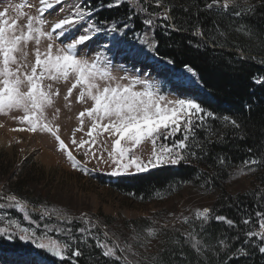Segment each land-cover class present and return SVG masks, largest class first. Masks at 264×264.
Listing matches in <instances>:
<instances>
[{
    "label": "snow or ice",
    "instance_id": "1",
    "mask_svg": "<svg viewBox=\"0 0 264 264\" xmlns=\"http://www.w3.org/2000/svg\"><path fill=\"white\" fill-rule=\"evenodd\" d=\"M67 2L68 0H32L38 15L27 16L26 25H20L18 18L5 19L8 15L7 8L0 11V113L21 112L22 115L18 119L22 125L26 126L27 131L46 133L54 138L59 151L66 156L72 169L85 175H91L96 169L86 168L73 155V149L79 150L85 143L83 138L76 139V133L84 130L86 116L91 119V126L86 133L91 143H95L93 133H108L113 138L112 150L108 153L112 166L109 174L113 177L130 174V170L133 169L136 173H141L148 171L149 168L163 165L176 166L181 162L187 163L191 159H200L197 149L206 155L205 145L211 136L209 120L217 119L212 111L202 107L201 103L193 98L176 96L169 99L167 95L162 94L161 85L157 80L147 78L150 76L151 69L144 72L145 79L137 76L131 79L129 85L117 83L115 86H113L108 71L100 70L98 62L102 58L111 64L117 56L135 60L148 55L143 46L137 47L136 44H129L122 39L130 30L127 24L120 26L108 21H101L98 24L91 20L94 12L99 11L100 8L119 7L127 0H110L109 3L101 4L97 9H93L90 4L85 7L79 0H74L72 11L51 23V18L47 14L57 5H60L59 10L63 11V5ZM229 2L230 0H224L225 10L228 9ZM219 3L220 0H212L207 8L211 9L213 4L219 6ZM155 5L161 7V0H155ZM24 6L21 4L20 8ZM20 8L17 9L18 13H20ZM169 11L170 8H166L160 18L165 21L170 20ZM142 12L146 14L143 23L151 28L154 24L153 17L156 14L149 13L147 8H142ZM235 15L240 16L241 13L236 12ZM46 23H50L49 31L44 30ZM161 26L180 31L174 24ZM77 28H80V32L73 35ZM101 34L106 35L108 39L102 41L96 50H87L88 43ZM194 35L203 36L204 33L197 30ZM42 38L48 41L47 49L43 54L39 48ZM133 39L139 41V35L134 33ZM29 41H34L36 45L35 63L31 65L26 62L25 45ZM156 46L158 47V42ZM148 48L152 51L154 59H164V67L160 70V74L164 77L165 86L170 89L169 95L172 92H185L187 85L197 82L194 79L197 73L190 64H184L183 69L179 70L175 67L176 62L173 59L160 58L152 45H148ZM89 56H95L97 62L90 64L86 59ZM121 67L127 72L126 65L121 64ZM133 67L137 73L141 71L135 65ZM70 74H74L75 81L67 88L65 101L73 96L74 89L79 88V94L75 97L76 101L81 104H89V101L91 103L84 111L79 112L77 117L80 122L79 127L72 130L73 138L71 144L68 145L61 138L59 125L47 119L46 111L53 105V97L59 93L53 92L51 84L45 85L44 81L45 79L68 81ZM99 81H104V83ZM253 83L264 86V78L254 77ZM137 85L142 86L143 91L134 90ZM246 107L250 109V106ZM55 111L58 115L59 109ZM221 119L225 124H231L234 129L240 128L234 118L225 115ZM201 129L208 130L210 133L204 141L198 137V131ZM14 130L24 131L25 128ZM146 140L152 143L153 151L151 157L145 162L135 155L133 149ZM159 141L163 142L157 148ZM167 141L171 143H165ZM84 155L87 157L88 152L85 151ZM92 155L96 158L95 153ZM218 160L223 165L225 158L218 157ZM103 162L108 163L109 161ZM244 163L251 166L262 162L254 158ZM6 200L8 204L0 203V210L6 207L18 209L23 213V219L29 221L32 227H23L18 221L9 219L7 226H0V238H6L9 241L19 239L21 242L31 243L37 250V258L31 261V264H56L51 258L58 259L60 264H65L66 261L77 264L76 258L83 255L79 244H86L89 238L96 239V247L102 250L104 257L114 258L119 264H130L127 256L124 255L126 248L130 246L120 247L115 243L109 246L106 242L108 238L106 231L103 233L106 240L101 242L93 231L97 227L96 223L86 215L82 214L80 219L88 226L75 230L79 236L75 235L70 227L74 218L63 216L64 223L69 226L63 230L66 240L60 241L48 235L52 231L60 234V228L53 229L47 223L41 227L40 221H33L26 210V201H22L15 195L7 196ZM214 213L215 209L210 208L196 211L195 217L200 222L201 232L210 220L222 222L233 229L239 227L234 220ZM50 215L47 211H43L40 220L50 218ZM57 216L60 218V214ZM255 216L259 221L258 231L250 226L251 217L242 219V224L246 228L244 243L251 245L261 255H264V212L257 211ZM3 221L4 216H0V224ZM183 222L191 223L187 217ZM155 234V229H149L146 236L152 237ZM197 235L193 227L192 232L185 234V240L191 242V247L198 255H204L205 252L213 250V247L218 248L219 252H213V254L219 255L222 252L226 257L220 264H230L232 259L250 255L243 245L233 250L227 237L219 239L217 244L212 246L197 239ZM137 238L139 237L134 239ZM236 239H239V236ZM117 250L121 255H117ZM181 258L183 259V256Z\"/></svg>",
    "mask_w": 264,
    "mask_h": 264
},
{
    "label": "trees",
    "instance_id": "2",
    "mask_svg": "<svg viewBox=\"0 0 264 264\" xmlns=\"http://www.w3.org/2000/svg\"><path fill=\"white\" fill-rule=\"evenodd\" d=\"M150 1L155 4V0ZM109 2L110 0H84V6L90 4L93 9H97L101 4ZM211 3L210 0H161L162 6L170 8V20L164 22L154 16V24L151 26L156 45L158 42L155 51L159 57L173 59L177 69L190 64L197 73L200 85L208 94L198 102L212 111L217 119H212L210 140L205 145L206 155L197 149L200 159L184 162L176 167L166 166L131 176L98 175V178L101 185L105 186L107 180L113 181L110 186H113L114 191L144 201H150L157 193L168 194L173 187L182 184L203 185L206 189H212L216 192V197L209 208L215 209L214 214L234 220L239 227L233 229L222 222L210 220L203 232L200 227L195 228L197 239L215 246L219 239L227 237L233 250L243 245L250 253L247 257L232 259L230 264H264V255L244 243L246 228L242 224L244 217H251L250 226L258 231L259 221L255 214L257 211L264 212V86L253 83L254 77L264 78V0L231 6L227 10L207 8ZM135 5L139 4L127 0L119 7L100 8L94 12L91 20L98 24L101 21L115 22L120 26L127 24L130 30L126 36L133 37L134 33L137 34L146 27L143 23L146 14L142 12V8H147L149 13L156 15L158 12L157 8L148 4H141L139 10ZM249 9L252 11H248ZM236 12L241 15L236 16ZM167 24H174L180 31L161 26ZM197 30L204 35H194ZM246 106H250V109ZM225 115L236 119L240 128L234 129L231 124H225L221 119ZM208 136L198 132L201 141ZM218 157L225 158L223 165L219 163ZM254 158L262 162L256 164L259 167L258 183L261 190L251 188L245 192L228 193L223 185L227 179L226 168L230 169ZM11 187L13 195L28 203L29 209L26 210L31 219L40 221V204L24 197L23 184L17 182ZM15 215L17 220L24 221L23 213ZM145 221L147 220H143ZM44 222H48L47 218L40 221L41 227ZM111 223L116 222L111 220ZM129 225L135 227L136 223L131 222ZM79 226L74 228L77 236L79 233L75 230ZM101 230L98 223L96 234L101 242H105L106 238ZM166 230L169 233L162 238L157 252L146 264H220L226 259L222 252L219 255L213 254L219 252L215 247L204 255H198L191 247V242L185 240V234H179L175 229ZM59 235L64 238L63 230ZM112 235L108 233L113 240H106L109 246L118 239ZM237 236L239 239H236ZM88 241V244H79L83 255L76 258L77 264H119L114 258L102 255V250L96 247V239L89 238ZM0 251L28 255L36 249L19 239L9 241L0 238ZM117 255H120L118 250ZM127 257L130 264H135L132 257ZM52 260L59 264V260ZM65 264L71 262L66 261Z\"/></svg>",
    "mask_w": 264,
    "mask_h": 264
},
{
    "label": "rangeland",
    "instance_id": "3",
    "mask_svg": "<svg viewBox=\"0 0 264 264\" xmlns=\"http://www.w3.org/2000/svg\"><path fill=\"white\" fill-rule=\"evenodd\" d=\"M134 1L135 4H139L135 5L137 10L141 9V4L144 6L148 4L157 8L156 18L162 20L160 17H162L166 9L164 6L156 7L155 4H151L150 0ZM257 1L261 0H230L228 7L240 4H252ZM79 2L84 5V0H79ZM223 3L224 0H220L219 6L213 4L212 8L224 9ZM21 4L25 6L20 8ZM60 7V5H57L47 14L51 18V23L69 14L74 7V0H68L63 5V11L59 10ZM5 8L8 9V15L5 19L18 18L20 25H26L27 16L38 15L36 7L32 4V0H0V11H3ZM18 8H20V13H23V15L17 12ZM162 21L168 22L169 20ZM44 30H50V23L44 25ZM79 32L80 28H77L74 30L73 35ZM137 34L139 35V41L128 36H124L122 39L126 40L129 44H136L137 47L143 46L148 52L147 56H141L135 60L117 56L111 64L107 63L103 58L98 62L101 71H108V75L112 78L113 86L117 83L129 85L131 79L137 76L140 79H145L144 72L151 69L150 76L147 78L157 80L161 85L162 94L167 95L169 99L182 96L199 101L201 98L208 96L202 89L197 76L194 78L197 81L196 83L186 86L187 91L182 93L172 92L169 95L170 89L165 86L164 77L160 74V70L164 67V60L154 59L152 51L148 48V45H152L154 49L156 46L153 28L146 26ZM107 39L108 37L104 34L97 36L88 43L87 50H96L99 44ZM47 43L46 39H41L39 48L42 54L47 49ZM25 50L27 52L26 62L29 65L34 64L35 42L29 41L25 45ZM86 59L90 64L97 62L95 56H89ZM121 64L127 66V72L123 70ZM133 65L140 68L141 71L137 73ZM74 81V74H70L68 81L62 79H45L44 81L45 85L51 84L53 92L59 93L53 97V105L46 111L47 119L59 125L61 138L68 145L71 144L73 138L72 130L79 127L80 122L77 119L79 112L84 111L91 103L89 101V104H81L76 101L75 97L79 94V88L74 89L73 96L69 97L68 101H65L64 96L67 94V88ZM99 82L104 83V81ZM134 90L143 91V87L137 85ZM57 108L59 109L58 115H56L55 111ZM21 115L22 113L17 111L0 113V138L3 139L4 143L0 144V203L8 204L6 197L13 195L11 186L17 182H21L24 186L22 191L24 197L38 202L41 214L43 211L51 214L50 218L46 217L48 222H44V224L47 223L52 228L58 227L64 230L69 225L64 223L63 216H68L74 218L70 225L74 233L76 226L80 225L79 228L81 226H88L80 219L81 215L84 214L91 221L95 222L96 225L100 224L102 234L105 231L111 235L114 234L118 239H115L113 243L118 244L120 247L129 245L130 247L126 248L124 255L132 257L135 264H146L152 259V255L157 252L162 238L169 233L166 229H175L179 234H186L192 232L193 227L199 228L200 222L195 217L196 211L209 208L216 197V192L212 191V189H206L203 185L192 186L187 184L173 187L168 194L157 193L153 195L150 201L134 199L120 194L113 190V186H110L113 181H105L107 186L101 185V181H99L98 175L113 177L109 174L112 166L108 156V153L112 150L111 143L113 138L108 133H93L95 143H91L89 137L86 135L88 128L91 126V119L89 117L86 116L84 118V130L76 133V139L80 140L83 138L85 143L79 150L73 149V155L86 168L96 169L91 175H85L72 169L66 156L59 151L58 144L54 138L46 133L27 131L26 126L19 122L18 117ZM54 115L55 119H53ZM211 124L212 119L209 120L210 128ZM22 127L25 128L24 131L14 130ZM199 131L205 134V136L209 134V131L205 129ZM161 142L163 141L157 143V148H159ZM165 143L170 144L171 141ZM85 151L88 152L87 157L84 155ZM152 151V143L148 140L143 141L133 149L135 155L145 162L151 157ZM93 153H95L96 158H93ZM193 160L191 159L190 161ZM103 161L109 162L104 163ZM166 166L176 167L177 165H163L156 168ZM156 168H149L148 171ZM258 170V166H249L245 165V163L231 167L230 169L227 167L225 170L227 172V179L223 184L225 190L230 194L245 192L251 188L261 190L258 183ZM141 173H136L133 169L130 170V174H123L117 177ZM26 209H29L28 203L26 204ZM16 213L22 212L14 207H6L0 210V216H4V221L0 226H7L8 220L11 219L18 221L23 227H32L29 221L17 220L15 217ZM57 214H60V218H58ZM185 217L191 223H184ZM110 219L116 223H111ZM143 220L147 221L143 222ZM131 222H135L136 226L131 227L129 225ZM103 223L106 225H102ZM149 229L156 230L155 236H146ZM93 231L96 233L97 227ZM48 235L60 241L66 240L65 236L61 238L56 231ZM135 237L139 238L134 239ZM107 239L110 241L109 239L111 238L108 236ZM88 240L86 244H88ZM26 244L33 246L31 243ZM36 251H32L33 253L28 255H17L0 251V264H31V261L37 258ZM45 259H48V257H45Z\"/></svg>",
    "mask_w": 264,
    "mask_h": 264
},
{
    "label": "bare ground",
    "instance_id": "4",
    "mask_svg": "<svg viewBox=\"0 0 264 264\" xmlns=\"http://www.w3.org/2000/svg\"><path fill=\"white\" fill-rule=\"evenodd\" d=\"M0 144H4V143H3V139H1V138H0Z\"/></svg>",
    "mask_w": 264,
    "mask_h": 264
},
{
    "label": "water",
    "instance_id": "5",
    "mask_svg": "<svg viewBox=\"0 0 264 264\" xmlns=\"http://www.w3.org/2000/svg\"><path fill=\"white\" fill-rule=\"evenodd\" d=\"M211 9H216V8H212V7H211Z\"/></svg>",
    "mask_w": 264,
    "mask_h": 264
}]
</instances>
